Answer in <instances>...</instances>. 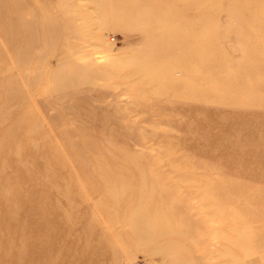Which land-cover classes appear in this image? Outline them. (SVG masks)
<instances>
[{"label": "rangeland", "instance_id": "374dc122", "mask_svg": "<svg viewBox=\"0 0 264 264\" xmlns=\"http://www.w3.org/2000/svg\"><path fill=\"white\" fill-rule=\"evenodd\" d=\"M0 264H264V0H0Z\"/></svg>", "mask_w": 264, "mask_h": 264}]
</instances>
